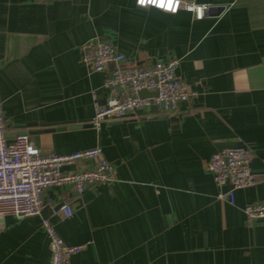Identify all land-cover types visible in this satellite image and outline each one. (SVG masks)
<instances>
[{"label": "crops", "instance_id": "crops-1", "mask_svg": "<svg viewBox=\"0 0 264 264\" xmlns=\"http://www.w3.org/2000/svg\"><path fill=\"white\" fill-rule=\"evenodd\" d=\"M191 1L222 11L196 20L135 0H0L7 140L26 134L45 155L98 147L112 166L110 182L82 195L46 190L40 216L3 218L0 264L49 263L43 220L65 244L86 245L71 264H264V221L243 213L264 200V0ZM94 38L138 67L177 59L191 97L175 113L136 112L96 129L94 103L107 104L102 85L114 67L82 65L81 47ZM227 147L250 151L256 180L232 204L217 199L206 169Z\"/></svg>", "mask_w": 264, "mask_h": 264}, {"label": "built area", "instance_id": "built-area-1", "mask_svg": "<svg viewBox=\"0 0 264 264\" xmlns=\"http://www.w3.org/2000/svg\"><path fill=\"white\" fill-rule=\"evenodd\" d=\"M46 1L51 0H33ZM135 6L169 15L184 11L196 20H202L210 9L191 0H135ZM80 62L97 73H105L109 66H114L102 85L109 97L107 104L94 103L92 125L96 129L105 121L123 120L136 112L149 117L175 113L191 97L186 82L176 75L177 59L138 67L110 42L94 38L82 45ZM141 92L156 95L142 98ZM7 133L0 93V221L6 217L21 220L40 216L44 206L42 195L48 189L66 186L72 193L82 195L90 187L112 180V166L98 147L67 155H45L37 151L28 135L19 134L7 140ZM250 157L245 147H227L210 156L206 169L218 189L217 199L232 204L235 191L256 185ZM226 187L227 192H222ZM60 210L66 219L73 214L69 205ZM243 213L248 221H264V200L246 205ZM42 226L49 244L48 264H71L72 257L85 249L86 245L65 244L48 220H43Z\"/></svg>", "mask_w": 264, "mask_h": 264}, {"label": "water", "instance_id": "water-1", "mask_svg": "<svg viewBox=\"0 0 264 264\" xmlns=\"http://www.w3.org/2000/svg\"><path fill=\"white\" fill-rule=\"evenodd\" d=\"M221 11H222V9H216L215 11L209 9V11H207L206 14H208L209 16H218ZM111 66H112V68L114 67L113 65H111ZM155 95H156L155 93L150 94V93H146V92H141L139 94V96L142 97V98H144V97H152V96H155ZM19 134H21V133H17L16 135H14V137H16ZM10 138H11L10 135L9 134H6V139H10ZM60 206L55 207V209L53 211L59 210Z\"/></svg>", "mask_w": 264, "mask_h": 264}]
</instances>
